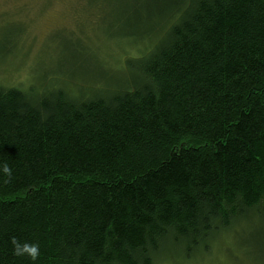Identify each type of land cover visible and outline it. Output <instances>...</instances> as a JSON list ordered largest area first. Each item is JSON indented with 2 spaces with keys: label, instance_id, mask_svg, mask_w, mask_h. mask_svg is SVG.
<instances>
[{
  "label": "trees",
  "instance_id": "obj_1",
  "mask_svg": "<svg viewBox=\"0 0 264 264\" xmlns=\"http://www.w3.org/2000/svg\"><path fill=\"white\" fill-rule=\"evenodd\" d=\"M115 2L110 35L146 42L118 75L0 83V264H32L14 238L36 264H155L264 221V0Z\"/></svg>",
  "mask_w": 264,
  "mask_h": 264
},
{
  "label": "rangeland",
  "instance_id": "obj_2",
  "mask_svg": "<svg viewBox=\"0 0 264 264\" xmlns=\"http://www.w3.org/2000/svg\"><path fill=\"white\" fill-rule=\"evenodd\" d=\"M96 1L0 0V83L74 90L99 83L100 71L118 75L126 58L137 55L146 42L112 37L116 27L110 25L122 9L115 0ZM261 230L264 221L251 215L225 229L222 239L216 237L220 241L210 244L209 253L192 250L184 257L176 251L182 247L170 245L155 264H264Z\"/></svg>",
  "mask_w": 264,
  "mask_h": 264
},
{
  "label": "clouds",
  "instance_id": "obj_3",
  "mask_svg": "<svg viewBox=\"0 0 264 264\" xmlns=\"http://www.w3.org/2000/svg\"><path fill=\"white\" fill-rule=\"evenodd\" d=\"M0 173H2L5 178L11 177L12 168L7 162L0 163ZM12 243L14 246L13 251L16 256L26 258L31 261L32 264H36L40 256V246L38 243H19L15 240V238Z\"/></svg>",
  "mask_w": 264,
  "mask_h": 264
}]
</instances>
